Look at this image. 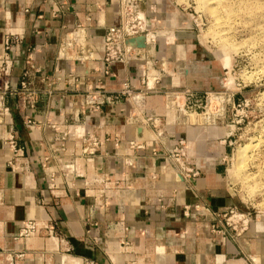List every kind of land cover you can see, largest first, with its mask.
Wrapping results in <instances>:
<instances>
[{
    "label": "crops",
    "instance_id": "0c3cea01",
    "mask_svg": "<svg viewBox=\"0 0 264 264\" xmlns=\"http://www.w3.org/2000/svg\"><path fill=\"white\" fill-rule=\"evenodd\" d=\"M141 6L149 16L157 10L166 34L155 49L161 81L151 94L143 93L138 64H115L102 75L105 32L119 22L117 0H0V64L6 56L13 62L2 96L10 112L0 114V259L264 264V223L252 222L241 237L224 225L226 237L211 231L215 213L244 210L228 181L233 125L179 124L164 107L165 92L189 89L202 97L219 91L223 69L197 45L178 3L143 0ZM77 29L85 55L61 51ZM125 83L136 93L122 103L95 113L85 106L89 90L114 95ZM133 111L159 119L163 138L129 123ZM98 129L107 140L85 155V134ZM186 169L198 176L185 179ZM97 180L110 182L107 197ZM30 221L34 235L20 236Z\"/></svg>",
    "mask_w": 264,
    "mask_h": 264
},
{
    "label": "rangeland",
    "instance_id": "374dc122",
    "mask_svg": "<svg viewBox=\"0 0 264 264\" xmlns=\"http://www.w3.org/2000/svg\"><path fill=\"white\" fill-rule=\"evenodd\" d=\"M175 1L191 19L208 61L223 69L222 88L204 94L231 98L219 121L221 126L233 125L229 187L244 208L239 211L250 213L252 222L264 223V0ZM5 78L1 72L0 97ZM242 147L246 149L239 156ZM0 264L9 262L0 259Z\"/></svg>",
    "mask_w": 264,
    "mask_h": 264
},
{
    "label": "built area",
    "instance_id": "2783aa9c",
    "mask_svg": "<svg viewBox=\"0 0 264 264\" xmlns=\"http://www.w3.org/2000/svg\"><path fill=\"white\" fill-rule=\"evenodd\" d=\"M175 4L177 2L173 0ZM143 0H117V13L119 22L107 28L104 36V57L102 60V75L107 77L111 73V68L115 64L131 65L138 64L141 71L140 85L145 94L156 93L157 85L161 81V75L157 72L155 49L158 42L166 34L161 29L158 19L157 10L152 7L149 16L145 9L142 8ZM179 6V5H178ZM8 43H6V46ZM82 51L85 55V38L82 36V30L77 29L68 35L66 43L61 47V51ZM13 66L12 59L5 57L0 64V74L4 73L9 77ZM1 67H3L1 69ZM28 75L25 74L22 80V88L28 89L27 82ZM102 85V83H99ZM2 88V87H0ZM3 89V88H2ZM136 89L130 83H125L121 91L112 95L103 91L100 87L89 90L85 95V106L90 112H99L105 106H113L128 98L134 96ZM220 95V96H219ZM164 107L169 112L176 116V121L181 123L196 124L199 127L215 126L226 115V107L230 103L231 98H226V93H207L199 97L193 91L184 89L180 92H165ZM3 98L0 97V102ZM215 103H219L216 105ZM218 109L212 111L213 108ZM10 109L2 102L0 114L5 115L9 113ZM1 117V116H0ZM129 123H139L141 130L149 128L153 131L158 139L163 138L164 130L161 128V121L153 119L147 115L139 116L136 111L130 113L128 118ZM101 131L93 130L85 134L83 142L86 147L83 153L88 156L94 155L98 148L106 141V138H101ZM105 136V135H104ZM107 136V135H106ZM117 139H115V142ZM10 146L15 150V156L19 155V150L16 147L14 140L9 139ZM182 144V142H180ZM234 144V143H233ZM132 146L142 149V146H137L131 143ZM181 151H175V155H181ZM81 177V174H76ZM198 176V172L186 169L184 171V178L190 180ZM103 184V189L100 194L107 197L111 191L108 186V181H96ZM112 184V183H111ZM115 187H119L120 183H115ZM215 221L212 226V232L226 237L228 234L221 225L227 229H231L233 235L241 237L251 225L250 213L240 212L236 207H230L222 213H215L213 216ZM36 231V224L34 222H27L20 231V236L29 237L34 235ZM12 264V259L7 260ZM94 264V263H87ZM129 264H137V261L132 260Z\"/></svg>",
    "mask_w": 264,
    "mask_h": 264
},
{
    "label": "bare ground",
    "instance_id": "6f19581e",
    "mask_svg": "<svg viewBox=\"0 0 264 264\" xmlns=\"http://www.w3.org/2000/svg\"><path fill=\"white\" fill-rule=\"evenodd\" d=\"M246 148H240L239 150H238V153H239V156H241L242 154L244 155V150H245ZM242 157H244V156H242ZM241 158V157H240Z\"/></svg>",
    "mask_w": 264,
    "mask_h": 264
}]
</instances>
